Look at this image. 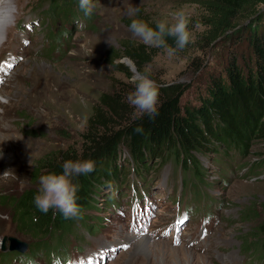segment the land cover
<instances>
[{"label": "rangeland", "instance_id": "obj_1", "mask_svg": "<svg viewBox=\"0 0 264 264\" xmlns=\"http://www.w3.org/2000/svg\"><path fill=\"white\" fill-rule=\"evenodd\" d=\"M93 2L90 22H65L67 5L56 19L47 20L46 1L16 0L18 16L8 40L12 46L1 55L8 69L0 84V136L10 132L0 141V264H19L21 257L9 252V240L1 251L4 237L26 243L21 255L38 264H260L249 256L253 246L249 248L246 239L264 218V142H254L237 168L212 161V155L199 158L205 186L197 185L198 189L189 187L193 180H187L174 161L158 165L152 160L145 170L123 150L121 164L127 175L117 187L100 185L97 207L89 212L90 228L74 225L61 250L35 251L32 236L22 232L14 223L13 210L1 203L33 187L39 162L49 152L82 146L81 135L101 96L121 93L147 69L160 84L189 86L181 103L192 102L208 76L221 70L232 53L247 51V30L242 27L251 18L210 48L204 45L199 0ZM130 7L138 9L134 16L128 14ZM181 8L191 11L193 25L198 22L200 27L195 42L173 56L143 44L130 31L132 19L155 25ZM236 30L240 31L234 34ZM125 46L144 48L147 57L141 74L129 59L135 72L127 62L115 61L127 68L129 76L108 64L107 56L122 55ZM129 93L123 103L136 110L127 100ZM136 169L144 170L145 178ZM146 179L152 183L149 189L142 184ZM137 191L146 195L139 214ZM176 220H181V228L175 226Z\"/></svg>", "mask_w": 264, "mask_h": 264}, {"label": "trees", "instance_id": "obj_2", "mask_svg": "<svg viewBox=\"0 0 264 264\" xmlns=\"http://www.w3.org/2000/svg\"><path fill=\"white\" fill-rule=\"evenodd\" d=\"M44 1L47 2V9L44 10L47 20L56 19L65 11L66 5L69 10L65 12V22L72 19L91 20V16H85L79 9V0ZM199 1L204 26L201 40L204 45L210 48L225 34L234 31L238 24L251 18L242 27L243 31L247 30L245 38L248 52L232 53L223 62L221 70L208 76L192 102L181 103L189 86L157 82L161 87L158 115L154 119L147 114L141 116L137 110L123 103L126 91H134V83L125 86L126 90L123 87L121 93L101 96L81 135L82 146L79 149L68 147L49 152L39 162L33 187L15 198L8 197L1 201L13 210L14 223L22 232L32 236L35 251L65 248V238L72 233V227L77 223L87 230L90 228L89 212L95 211L97 207L100 185L111 187L116 184L117 187L120 185L119 179L128 173V169L121 164L123 150L129 160L141 164L145 170L152 160L158 165L174 161L182 175L187 174V180H193L189 187L198 189L197 185L205 186L202 176L205 168L199 158L210 159L213 156L212 161L237 168L238 160L248 156L254 142H264V0ZM167 43L169 46L175 45L172 38H167ZM122 49V55L113 52L107 56L108 64L129 76L121 62L115 63L129 59L141 74L143 59L147 57L144 48L125 46ZM138 126L143 127V133L135 131ZM77 159L95 162L94 171L78 178L81 187L77 202L83 208L82 218L66 219L58 209L50 210L47 214L39 211L34 204V196L39 191L40 176L60 173L65 161ZM135 171L140 178H145L147 174L144 170L141 173L137 169ZM184 181L182 177L183 189ZM142 184L149 189L152 183L146 179ZM136 195V212L139 214L146 197L144 192L137 191ZM262 208L264 217V204ZM251 235L246 239L248 247L253 246L249 256L264 264V218ZM13 253L16 257L21 256Z\"/></svg>", "mask_w": 264, "mask_h": 264}, {"label": "clouds", "instance_id": "obj_3", "mask_svg": "<svg viewBox=\"0 0 264 264\" xmlns=\"http://www.w3.org/2000/svg\"><path fill=\"white\" fill-rule=\"evenodd\" d=\"M79 9L85 16L90 17L96 5L93 0H79ZM137 8L130 7L128 14L134 16ZM192 12L181 8L155 22L150 26L144 19H132L130 31L133 36L150 47L163 48L169 56L182 51L196 40V30L200 25H193ZM18 16L16 0H0V44L7 39L9 31L14 27ZM80 27V25H78ZM167 38H172L175 46H169ZM134 91L130 92L127 100L141 116L147 114L151 118L158 115L160 87L151 77L149 70H145L138 78H133ZM135 131L143 133V127L138 126ZM2 155V153H0ZM95 162L91 159L67 160L62 165V172L48 173L39 178V191L34 196V204L42 213L58 209L66 219H80L83 208L77 202L80 184L78 178L94 171ZM5 175L7 172L4 173ZM19 264H38L32 257L21 256Z\"/></svg>", "mask_w": 264, "mask_h": 264}, {"label": "water", "instance_id": "obj_4", "mask_svg": "<svg viewBox=\"0 0 264 264\" xmlns=\"http://www.w3.org/2000/svg\"><path fill=\"white\" fill-rule=\"evenodd\" d=\"M123 62H127V64H129L133 70V72H135L133 66L128 62L126 61V59L122 60ZM9 240V251L13 252V251H16V252H19L20 254H23L26 252L28 246L26 243L24 242H21L20 240H17L15 238H12V237H9V238H6L4 237L3 238V245H2V251H5L6 250V241Z\"/></svg>", "mask_w": 264, "mask_h": 264}, {"label": "bare ground", "instance_id": "obj_5", "mask_svg": "<svg viewBox=\"0 0 264 264\" xmlns=\"http://www.w3.org/2000/svg\"><path fill=\"white\" fill-rule=\"evenodd\" d=\"M17 4V3H16ZM11 37V32L9 31V33H8V36H7V39L4 41V43L3 44H0V53L2 52V51H4V50H6V49H10V47L12 46V43H10V42H8V40H9V38ZM11 39V38H10ZM0 58H1V55H0ZM3 95H5L4 93H3ZM6 96H7V98L9 99V101H8V103L10 104L11 103V101L13 100V97H12V95L9 93V94H6ZM3 132V129L0 127V133H2ZM10 132V130H5V133H3L4 135H1L0 136V141H1V137L2 138H5V137H7L9 134H6V133H9ZM10 137V136H9ZM11 139V138H10ZM4 146V145H3ZM3 150V149H2ZM139 244H140V242H139ZM144 244V243H143Z\"/></svg>", "mask_w": 264, "mask_h": 264}, {"label": "snow or ice", "instance_id": "obj_6", "mask_svg": "<svg viewBox=\"0 0 264 264\" xmlns=\"http://www.w3.org/2000/svg\"><path fill=\"white\" fill-rule=\"evenodd\" d=\"M0 82H2V81H0ZM177 243H178V241H177ZM124 247L127 248L128 245H124ZM81 264H83V261H81Z\"/></svg>", "mask_w": 264, "mask_h": 264}]
</instances>
